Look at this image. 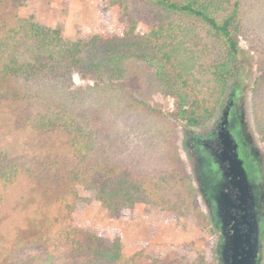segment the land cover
I'll return each instance as SVG.
<instances>
[{"label":"trees","instance_id":"trees-1","mask_svg":"<svg viewBox=\"0 0 264 264\" xmlns=\"http://www.w3.org/2000/svg\"><path fill=\"white\" fill-rule=\"evenodd\" d=\"M145 1L156 9L157 22L139 20L130 0H101L102 20L89 40L96 45L87 54L90 45L83 40L31 17L3 24L0 85L24 107L21 125L44 133L60 130L73 150L67 165L52 162L70 196L68 227L57 232L55 245L15 264H158L142 247L126 246L119 233L85 224L79 213L83 202H96L118 218L161 211L170 222L195 219L209 225L180 149L179 131L210 120L237 85L247 0ZM26 2L12 0L19 6ZM255 49L264 82V44ZM131 56L156 69L175 97V110L164 112L137 98L122 81ZM110 109L118 117H139L122 126L130 137L124 138L107 117ZM139 125L143 130L133 136ZM137 135L145 137L144 144L135 143ZM21 168L0 149V203Z\"/></svg>","mask_w":264,"mask_h":264},{"label":"rangeland","instance_id":"rangeland-1","mask_svg":"<svg viewBox=\"0 0 264 264\" xmlns=\"http://www.w3.org/2000/svg\"><path fill=\"white\" fill-rule=\"evenodd\" d=\"M100 2L101 0H27L24 5L19 6L14 5L12 0H0V33L5 22L28 16L43 26L61 29L68 38L83 40L86 46L90 45L86 48L87 54L91 45L95 44L89 40L102 20ZM130 7L139 20L147 23L158 21L156 9L145 0H130ZM244 13V34L240 41L241 57L238 62L240 75L237 80H240L242 86L247 82L251 84L242 96H248L246 106L248 114H251L252 130L258 134L264 146V82L259 78L261 70L255 49L258 43L264 44V0H247ZM97 45L102 52V45ZM98 48L92 49V53ZM126 67V75L122 81L133 90L137 98L164 112L175 110V97L161 82V77L151 64L140 57L131 56ZM74 78L77 83L83 84L84 80L78 73L74 74ZM94 98L97 96H92L91 104H95ZM24 112V107L10 99L0 85V149L8 151L10 158L22 166L18 180L0 203V264H15L44 251L47 246L55 245L54 237L57 232L65 231L68 227L65 221V204L70 201V196L60 181L59 167L52 162L60 160L65 165L70 163L73 160L72 147L60 130L44 133L24 128L20 123ZM115 112L110 109L107 117L115 120L122 135L123 125L140 120L130 114L118 117ZM221 112L220 109L201 125L185 126L179 131L180 149L187 165L184 145L186 135L208 138L213 126L218 123ZM140 125L132 133L133 136L140 129L143 130L144 127L140 128ZM123 136L130 137L127 133V137ZM137 136L139 138L134 139L135 143L144 144L145 137ZM146 141L152 142L149 136ZM248 165L251 167L250 163ZM253 174L257 179H264V160L257 162ZM195 190L209 220L207 226L195 219L187 224L170 222L166 219L165 212L161 211L154 215L118 218L96 202L81 203L79 213L85 224L92 223L99 228L119 233L126 246L133 250L142 247L146 254L158 260V264H220L217 251L220 229L212 220V214L205 208L196 187ZM37 241L39 242L35 243Z\"/></svg>","mask_w":264,"mask_h":264},{"label":"water","instance_id":"water-1","mask_svg":"<svg viewBox=\"0 0 264 264\" xmlns=\"http://www.w3.org/2000/svg\"><path fill=\"white\" fill-rule=\"evenodd\" d=\"M247 100L242 96L240 121L232 110L233 100H228L210 136L195 137L202 145L195 151L185 146L199 197L221 232L220 264L264 261V179L253 174L254 161L264 160V146L252 130Z\"/></svg>","mask_w":264,"mask_h":264},{"label":"flooded vegetation","instance_id":"flooded-vegetation-1","mask_svg":"<svg viewBox=\"0 0 264 264\" xmlns=\"http://www.w3.org/2000/svg\"><path fill=\"white\" fill-rule=\"evenodd\" d=\"M251 85L249 82L246 83L245 86L241 85L240 80H237V85L232 89V91L228 94V100H233V103H231L232 106V110L236 116L237 121H240V117L243 114V110H242V95L247 91V87ZM226 102V103H227ZM187 138L185 140V146L187 149H189L190 151H195L197 149V145H202L201 142L196 141L195 137L191 136L190 134L186 135ZM257 162L260 163V161H254L253 166L255 167V165L257 164ZM259 177V176H257Z\"/></svg>","mask_w":264,"mask_h":264}]
</instances>
